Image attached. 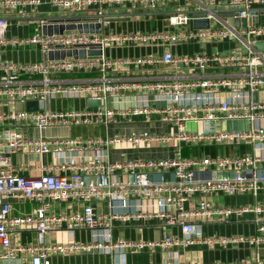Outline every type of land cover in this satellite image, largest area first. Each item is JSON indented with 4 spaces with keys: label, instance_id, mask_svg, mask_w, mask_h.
<instances>
[{
    "label": "built area",
    "instance_id": "obj_1",
    "mask_svg": "<svg viewBox=\"0 0 264 264\" xmlns=\"http://www.w3.org/2000/svg\"><path fill=\"white\" fill-rule=\"evenodd\" d=\"M172 1L183 2L168 17L169 23L179 29L153 34V40L176 44L234 39L239 48L226 53L173 54L166 50L161 54L110 58L104 53L105 47L126 39V35L71 29L50 35L6 36V13L19 5H37L39 0H0V45L38 44L44 56L31 62L0 60V264H51V255L92 250L110 253L113 264H124L123 256L128 251L156 246H213L245 239L264 243L263 204L214 206L208 200L214 193L256 195L264 190V51L254 46L264 39V26L235 27L220 21L211 12L220 0H51V4L71 14L93 11L102 15L106 6L154 11ZM253 2L228 0V7L241 9L233 18H246ZM93 6L97 8L91 10ZM182 7L205 11L209 27L192 28L195 17L182 13ZM99 24L104 27L107 21ZM67 50L92 52L85 57L47 58L49 52ZM131 65H149L151 71L162 66L166 71L131 76L135 74ZM119 67H127L126 77L118 75ZM214 67L228 72L204 74ZM186 69L199 75L191 77ZM128 94L135 99L133 105H110L109 99L114 102ZM59 96L97 99L101 103L48 109L47 102ZM30 100L37 101V110L24 107ZM4 102H19L23 108L4 111ZM236 120L246 125L224 128V121ZM26 124L39 132L84 125H102L107 131L88 136H29L22 129ZM200 145H244L249 150L233 155L183 154V147ZM118 149L123 156L113 159L110 152ZM135 150H144L145 156L129 155ZM18 153L39 157L50 154L51 160L16 165L12 156ZM22 168L29 174H22ZM12 200H26L33 207L15 212ZM69 201L80 202L81 208L55 212L57 204ZM101 203H105V209L99 207ZM246 212L254 214L257 234L253 236L194 233L196 217L238 218ZM153 219L166 228L179 226L182 235L166 232L150 240L113 238L117 223L130 225ZM80 229L90 230L92 239L45 241L49 232L64 231L73 237ZM22 231H32L34 240L13 242ZM212 264H264V260Z\"/></svg>",
    "mask_w": 264,
    "mask_h": 264
},
{
    "label": "crops",
    "instance_id": "obj_2",
    "mask_svg": "<svg viewBox=\"0 0 264 264\" xmlns=\"http://www.w3.org/2000/svg\"><path fill=\"white\" fill-rule=\"evenodd\" d=\"M250 9H253L251 14L248 13L246 18H250V21L246 22L248 25L264 26V2L260 0H253ZM183 5L182 1L168 2L163 7L154 10H127L123 6H106V14L116 13H128V12H140L136 16H130L128 18H122V16H111L106 19L107 24L104 27L99 25V31L97 33L110 34L115 33L117 35H126V39H119L112 42L109 46L105 47L104 53L110 58H129L136 56H145L149 54H161L166 50H170L173 54H194L197 52H229L234 49H238V43L234 39H225L214 42L201 43L197 40H190L186 42H179L172 44L169 42H162L160 39L153 40L152 35L160 33L162 31H175L179 29L169 23V15L177 12V6ZM228 7V0H220L216 9H222ZM97 6H93L92 9H96ZM186 10H192L191 8H181L183 13ZM6 13L8 16L9 25L6 28V36H17L27 37L34 33L40 34L44 31H52L60 25H71L73 21L70 20H41L37 21L35 17H48V16H61L69 15L64 10L58 9L52 6L51 0H39L37 5H19ZM148 12H163L146 14ZM86 14H95L93 11H88ZM220 21H227L221 14L217 15ZM100 19H89L85 23L89 29L94 31L95 25L99 24ZM193 28V23H191ZM64 29L63 31H66ZM71 30V29H68ZM95 32V31H94ZM137 36V37H134ZM57 52V56L61 57V51ZM71 56H78L79 52L71 50ZM66 56V55H64ZM62 56V57H64ZM43 54L38 44H24V45H0V60L9 59L15 62H31L38 61L43 58ZM54 57V56H53ZM49 58V53L47 54ZM131 70H135L137 76H144L146 74H163L166 69L162 66L154 67L156 70L151 71L152 67L149 65L135 68L133 65L129 67ZM146 70V71H145ZM118 75L127 76V67H119ZM186 74H190L191 77L199 75L198 71L185 70ZM228 72L222 68H209L205 71L207 76H215ZM130 95V94H128ZM260 97H263V93H260ZM86 98H74L66 99L57 97L50 99L47 102V108L51 110H61L69 107L84 108L89 105ZM113 106L124 107L127 105H133L135 99L132 95L117 99L114 102L111 101ZM111 105V106H112ZM26 106V104H25ZM24 106V107H25ZM13 107L18 110L15 103L4 102L1 108L4 111L9 110ZM224 128H242L246 125L244 121H224ZM22 129L29 136H37L41 134L36 128L31 125H23ZM108 130H111L109 128ZM107 131V128L102 125H84L74 126L67 130L65 134L58 130L60 135H72V136H88L103 134ZM183 151L187 155L199 156L201 154L210 155H233L239 154L249 150L248 146H216V145H200L195 147H183ZM111 156L113 159L123 156L122 150H111ZM127 153V152H126ZM141 154L145 156L144 150L129 151V155ZM21 154L20 159H17V154L12 156L13 162L16 165H26L28 163H39L40 160L43 162H49L51 155H42L39 157L32 154ZM128 155V154H127ZM22 174H29L27 169L22 168L20 170ZM208 200L214 206H233V205H264V190L259 191L256 195L253 194H239V195H226L222 193H214L208 196ZM81 203L76 201H69L56 206L55 212L59 211H77L81 208ZM12 206L15 212L29 211L33 204L26 200H12ZM100 208L106 207L105 203H101ZM254 214L246 212L240 217L229 216L227 218L214 216L213 218L203 219L201 217L194 218V233L197 235L204 236H217V237H232L243 236L244 238L257 234L256 224L253 221ZM170 233L173 236H181L182 232L179 226L163 227L160 221L157 219L150 220L145 223H131L130 225H123L117 223L112 230L113 238L119 239H158ZM75 240L78 242H88L92 239V232L88 229H80L75 231L73 237L68 236L64 231L49 232L45 236L47 243H64L69 240ZM34 240V233L32 231H22L16 237L13 238V242L16 243H27ZM51 264H113L110 253L97 252L92 250L90 252L75 253V254H54L50 257ZM256 261L264 260V243H250L245 240L228 241L225 244H215L208 246L206 244H194L186 247L182 246H171L169 248H163L156 246L152 249H145L140 251H128L123 256L124 264H175L182 261H190L196 264H212V263H230V262H241V261Z\"/></svg>",
    "mask_w": 264,
    "mask_h": 264
},
{
    "label": "water",
    "instance_id": "obj_3",
    "mask_svg": "<svg viewBox=\"0 0 264 264\" xmlns=\"http://www.w3.org/2000/svg\"><path fill=\"white\" fill-rule=\"evenodd\" d=\"M241 9L238 7H226V8H222V9H211V12L218 15L221 14L222 16H224L227 20V23L235 26V27H243L246 26V22L250 21V18H233V16L239 12ZM247 12L249 14H251L253 12V9H248ZM156 14V13H163V12H148L146 14ZM184 13L187 14H192L193 17H195L192 21L193 23V27L194 28H208L209 27V20L206 18V12L202 11V10H186L184 11ZM140 14V12H128V13H116V14H102V15H98V14H86V13H80V14H69V15H61V16H48V17H35L37 18V21H41V20H70L73 21V23L71 25H60V27H56L54 30V32L52 31H44L43 34H47L50 35L52 33H62L64 29H76L78 31L81 32H91L92 29H89L88 25L85 23L87 20L89 19H100V20H106L108 18H110L111 16L115 15V16H122V18H128L130 16H136ZM198 17V18H196ZM99 25L100 24H96L94 31L98 32L99 31ZM255 48H257L260 51H264V39L262 40H257L254 43ZM79 57H85L87 54H91L92 51H88L86 54V51L83 50H79ZM61 58L64 55H70V50L67 51H61ZM57 52H49V58H58L57 56ZM54 56V57H53ZM253 99H257V93L253 94ZM87 103L89 105H93V106H98L100 105V100L97 99H88ZM16 105L18 107V110L23 108V105L19 102H16ZM27 109H31V110H37L38 109V103L37 101H27L26 102V106ZM58 130L62 131L61 133L65 134L68 130V128L63 127V126H58V127H51V128H47L45 130H41L40 133L43 136H52V135H60L58 132ZM62 135V134H61ZM35 155V154H32ZM21 157V154H17V159L19 160Z\"/></svg>",
    "mask_w": 264,
    "mask_h": 264
},
{
    "label": "rangeland",
    "instance_id": "obj_4",
    "mask_svg": "<svg viewBox=\"0 0 264 264\" xmlns=\"http://www.w3.org/2000/svg\"><path fill=\"white\" fill-rule=\"evenodd\" d=\"M109 100H110V105H112V103H111V99H109ZM112 106H113V105H112ZM186 147H189V146H186ZM183 150H184V149H183ZM183 150H182V151H183ZM183 154H184V155H187V153H186L185 151H183Z\"/></svg>",
    "mask_w": 264,
    "mask_h": 264
},
{
    "label": "trees",
    "instance_id": "obj_5",
    "mask_svg": "<svg viewBox=\"0 0 264 264\" xmlns=\"http://www.w3.org/2000/svg\"><path fill=\"white\" fill-rule=\"evenodd\" d=\"M204 154V153H203Z\"/></svg>",
    "mask_w": 264,
    "mask_h": 264
}]
</instances>
